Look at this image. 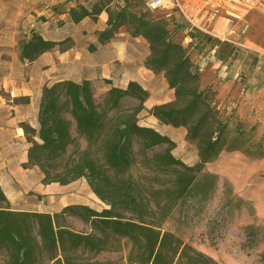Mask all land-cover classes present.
Masks as SVG:
<instances>
[{"label":"trees","instance_id":"trees-1","mask_svg":"<svg viewBox=\"0 0 264 264\" xmlns=\"http://www.w3.org/2000/svg\"><path fill=\"white\" fill-rule=\"evenodd\" d=\"M104 11L108 14L107 27L99 34V42L109 40L115 31L126 27L131 36L144 38L151 51L158 52L145 64L153 72L164 74L170 89L175 91V101L154 107L152 114L165 125L187 130L188 139L198 149L199 163L188 167L176 160L171 154L175 148L171 139L139 125L138 116L149 94L137 83L131 82L125 90L112 87L106 94L104 109L96 104L88 81L45 86L39 112L40 142L31 140L27 166H37L44 185L65 186L85 178L92 192L108 208L97 212L76 204L54 215L15 211L0 187V254L5 255L0 264H104L86 261L82 254L104 251L112 238L131 242V264H219L173 233L164 231L162 223L204 167L216 161L223 151L244 150L252 156L245 149L244 129L237 123L235 137L227 141L230 118L221 119L216 107L218 93L210 87L201 88L200 73L192 63L196 47L184 42L185 21L180 14L167 17L163 12L138 11L130 0L113 10L104 6H95L93 10L79 6L69 13L79 23L87 17L96 20ZM154 14L161 15L154 17ZM171 17L173 20L169 21ZM174 35L180 36L179 42L173 39ZM55 46L56 43L32 33L19 40L21 60L34 62ZM169 59H175L176 63L166 69ZM125 99L135 100L137 105L125 108ZM181 101L186 103L178 106ZM73 126L77 137L73 136ZM25 132L33 133L26 126ZM80 140L86 142V149H81ZM135 144L139 146L138 152ZM163 145H167L164 153L147 157L148 151ZM255 146L262 149L261 143ZM70 149L73 152L68 156ZM138 154L151 166L174 173V188L152 189L149 196L141 195L138 185L128 175ZM258 156L264 157V153ZM126 175L127 179H123ZM67 214L89 224L92 233L81 234L59 225L58 219ZM252 236V231L246 233L249 241Z\"/></svg>","mask_w":264,"mask_h":264},{"label":"crops","instance_id":"crops-1","mask_svg":"<svg viewBox=\"0 0 264 264\" xmlns=\"http://www.w3.org/2000/svg\"><path fill=\"white\" fill-rule=\"evenodd\" d=\"M58 2L50 0L49 5L39 7L35 0H0V187L15 211L36 212L12 206L22 195L37 193V174L40 183L43 180L37 166L27 164L31 140L40 142L39 112L45 86L63 81H88L93 93L102 91L106 95L112 87L125 90L134 82L149 94L143 110L146 115L140 117L141 112L139 125L153 128L168 138H173L180 130L161 123L152 114L154 107L174 102L175 91L170 89L164 74L147 68L145 63L150 53L145 39L133 37L125 28H119L109 40L101 43L98 37L106 29L108 20L105 11L96 20L87 17L75 23L69 10L79 6L90 10L86 3L72 1L67 9L48 14L49 6ZM43 16L45 19L38 20ZM228 26L232 27L233 34L227 42L220 43L217 37L222 36ZM32 33L56 46L34 62L22 61L19 40ZM210 33L198 34L201 53L197 57L215 47L219 49L218 63L227 68V76L220 79L215 66L203 72L215 73L218 97H225V86L250 87V93L262 90L264 0H259L255 7L231 5L224 8ZM25 126L33 133L27 134ZM79 182L62 187L70 188Z\"/></svg>","mask_w":264,"mask_h":264},{"label":"rangeland","instance_id":"rangeland-1","mask_svg":"<svg viewBox=\"0 0 264 264\" xmlns=\"http://www.w3.org/2000/svg\"><path fill=\"white\" fill-rule=\"evenodd\" d=\"M35 1L39 7L50 4V0ZM58 1L49 6L48 14L67 9L68 3L72 1L86 3L90 10L95 6L113 10L115 7L123 6L127 0ZM147 2L148 0H130L138 11L143 12L148 9ZM160 15L154 14V17ZM41 19H45V16L38 20ZM172 20L171 17L169 21ZM121 28L127 30L126 27ZM173 39L179 42L180 36L174 35ZM198 49L197 45L196 54L200 52ZM148 50L150 55L147 59L158 55L157 51H151L149 44ZM175 63V59H169L166 69H171ZM200 77L202 89L210 87L218 93L215 88L217 77L214 72L200 73ZM245 80L246 78L244 82ZM249 89L250 87L225 86V97H216V107L219 108L223 121L230 118L227 141L230 142L235 137V127L237 123H241L247 141L245 149L250 150L252 156L244 150L223 151L216 161L204 167L192 187L177 200L171 213L162 223L164 231L173 233L185 244L203 252L219 264H264V157L258 156L260 152L264 153V88L257 93H250ZM94 100L100 109L105 108L106 95L102 91L94 93ZM185 103L186 101H181L178 106ZM136 105L137 102L132 99L123 101L125 108ZM142 113V116L139 114L140 117L146 115V112ZM72 133L77 137L74 126ZM169 139L175 143L171 154L176 160L188 167H194L199 163L198 149L194 142L188 139L185 128H180L173 138ZM80 143L82 150L87 148L84 140H80ZM259 143L262 144V149L256 148L255 145ZM166 148L167 145L156 147L147 152V157L162 154ZM135 150L136 152L139 150L137 144ZM72 152L70 149L68 156ZM73 157L75 155H72ZM101 164L100 162L99 165ZM205 173L214 178L204 176ZM128 175H131L132 180L138 185V191L145 197L149 196L152 189L174 188V173L151 166L141 154L136 156V164ZM128 175L123 179H127ZM79 180L78 184L70 188L62 187L60 184L44 186L37 174V193L32 191L22 195L12 207L51 215L61 213L65 207L72 204L85 205L97 212L107 209L108 206L92 192L87 180L85 178ZM11 200L13 201V197ZM125 217L132 216L125 214ZM57 223L77 233H92L89 224L70 214L61 216ZM251 231L253 236L249 241L246 233ZM131 251L132 244L128 239L112 238L104 251L85 252L82 258L104 264H131ZM4 259L5 255L1 253L0 263Z\"/></svg>","mask_w":264,"mask_h":264},{"label":"built area","instance_id":"built-area-1","mask_svg":"<svg viewBox=\"0 0 264 264\" xmlns=\"http://www.w3.org/2000/svg\"><path fill=\"white\" fill-rule=\"evenodd\" d=\"M259 0H148L147 7L152 13L163 12L167 17L173 13L181 15L185 21L184 27V42L197 46V35L203 33L210 35V28L216 20L222 15L223 9L231 5H238L241 7H255ZM204 16L203 20L199 23L198 19ZM233 34L231 26L224 30L222 36L217 39L220 43L228 41L229 37ZM195 35L196 37H192ZM197 52V50H196ZM195 54L192 58V63L197 68L199 73L205 72L209 67H216L218 77L224 79L227 76V68L222 63H218L219 49L213 48L203 54Z\"/></svg>","mask_w":264,"mask_h":264}]
</instances>
